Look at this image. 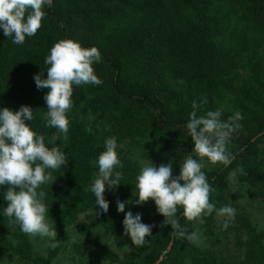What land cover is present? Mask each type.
<instances>
[{"label": "trees", "instance_id": "1", "mask_svg": "<svg viewBox=\"0 0 264 264\" xmlns=\"http://www.w3.org/2000/svg\"><path fill=\"white\" fill-rule=\"evenodd\" d=\"M45 11L41 28L21 45L13 44L0 30V108L15 111L21 105L31 106L34 120L25 123L46 139L52 136L56 130L46 128L42 119L48 89L38 90L33 76L42 71V78L47 77L44 58L61 39L98 48L102 62L94 70L103 83L73 85L67 139L55 142L68 161L52 171V180L39 189L46 192L57 246L49 249L48 259H34L28 235L0 215V252H10L25 264H49L65 244L63 228L91 212L83 232L100 225L118 244L135 248L147 260L221 264L208 252L183 244L170 225H163L164 217L152 200L130 208L133 214H141L143 223L153 225L151 236L137 248L124 234V214L112 207L96 215L95 198L87 189L96 176L94 163L104 150V141L112 136L117 147L135 146L140 157L153 164L166 160L174 144L192 149L186 124L194 100L200 105L197 116L217 109L222 117L237 111L243 115L241 136L227 145L231 163L203 169L214 189L210 202L217 208L227 205V177L233 170L242 179L252 170L264 183L263 162H256L258 144L264 142V106L256 104L254 97L248 99L264 88V0H53ZM116 151L122 184L115 189L120 191L121 202H134L135 177L142 166ZM7 187H0V212L7 205L3 199ZM115 189H106L104 198ZM216 216L203 218L204 230H210ZM176 218L182 228L193 223L183 216L181 207ZM236 221L245 231L246 260L264 264V233L256 232L245 219ZM144 263L132 257L124 262Z\"/></svg>", "mask_w": 264, "mask_h": 264}, {"label": "clouds", "instance_id": "2", "mask_svg": "<svg viewBox=\"0 0 264 264\" xmlns=\"http://www.w3.org/2000/svg\"><path fill=\"white\" fill-rule=\"evenodd\" d=\"M52 4L53 0H0V30L4 36L11 37L13 44L21 45L26 37H33L41 28L47 14L45 9ZM101 62L102 54L97 47L85 48L73 39H61L50 48L44 58L48 66L47 77L42 78V71L33 76L38 90L48 89L43 97L47 111L42 119L46 128L56 130L49 139L25 123L34 120L31 106L21 105L15 111L0 108V187L8 186L3 193L7 205L0 215L7 217L10 224H18L20 230L30 237L47 238L51 247L57 246V232L48 220L46 192L39 189L52 180V171L65 166L68 161L65 152L55 142L67 139L73 85H101L103 81L94 70V65ZM199 107L194 100L186 128L193 142L191 153L200 159L185 155L177 176L172 175L171 161L158 167L153 163L144 164L135 177L136 191L133 194L137 197L135 205L152 200L156 212L164 217L163 225H170L177 237L192 243H197L199 236L196 232L186 233L181 227L176 218L178 207L183 209V216L188 221L202 222L204 217L215 213L224 218L223 229L235 220L236 210L232 206L217 208L210 202V193L214 189L203 168L204 158L212 165L231 163L233 157L227 145L243 119L242 113L237 111L223 120L219 109L197 116ZM116 149L115 136L105 139L104 150L95 162L97 173L87 190L95 198L96 215L108 211L109 205L104 198L106 189L110 191L122 184L119 171L122 164ZM128 203L127 200L116 201L114 207L118 213L124 212V234L139 248L146 243L145 237L151 236L153 225L143 223L140 213L125 212Z\"/></svg>", "mask_w": 264, "mask_h": 264}, {"label": "rangeland", "instance_id": "3", "mask_svg": "<svg viewBox=\"0 0 264 264\" xmlns=\"http://www.w3.org/2000/svg\"><path fill=\"white\" fill-rule=\"evenodd\" d=\"M264 85V83H263ZM258 95V96H255ZM254 97L256 104L264 106V88L261 94H253L248 99ZM251 100V99H250ZM229 116L222 117L226 120ZM233 132L229 142H235L241 136V127ZM258 135L255 139L259 138ZM254 139V140H255ZM120 150V156L129 160L138 166L148 164L140 157L139 150L132 145L122 144L117 147ZM257 161L263 162L264 168V142L259 143L257 147ZM191 150H185L179 144H174L170 148V152L166 160L161 163L153 164L158 167L161 164L172 163V175H179V164L185 155H193L194 158L200 159ZM95 166V174L97 173V165ZM210 163L204 158V168L209 170ZM247 179H242L238 170H233L227 177L226 200L227 205L232 206L236 210L237 219L247 220L256 232L264 233V183L258 179L255 172L247 171ZM183 183V182H181ZM120 191L115 189L107 195L105 199L108 202V208H115L114 204L119 200ZM126 204L125 212L129 211L133 205V199ZM124 214V212H120ZM91 212H86L77 218V220L63 228L66 233L65 244L59 253L51 258L49 264H124L125 260L132 257L135 262L146 261L144 264H159L161 261L147 260L145 254L139 253L135 248L128 245H120L116 242L115 236L107 233L106 230L98 225L83 232L85 224L89 223L88 217ZM135 215V214H133ZM223 221L221 217L216 216L210 228L206 231L202 227L200 221L194 220L189 227H183L186 233L196 232L199 236L197 243L189 242L186 238H181L183 244L194 246L200 251H206L217 259L221 264H252L245 258L246 241L245 231L242 224L238 221L233 222L227 229L222 227ZM57 232V231H56ZM82 232V233H81ZM31 244L32 255L34 259H48L49 249L52 248L51 241L47 238H33L28 236ZM0 244H3V237L0 234ZM0 264H25L10 252H0ZM185 264H190L188 261Z\"/></svg>", "mask_w": 264, "mask_h": 264}]
</instances>
